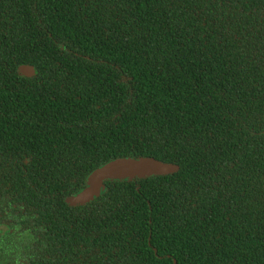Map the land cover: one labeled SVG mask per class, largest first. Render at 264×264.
<instances>
[{"label":"trees","instance_id":"16d2710c","mask_svg":"<svg viewBox=\"0 0 264 264\" xmlns=\"http://www.w3.org/2000/svg\"><path fill=\"white\" fill-rule=\"evenodd\" d=\"M2 205L0 264H264V0H0Z\"/></svg>","mask_w":264,"mask_h":264},{"label":"water","instance_id":"95a60500","mask_svg":"<svg viewBox=\"0 0 264 264\" xmlns=\"http://www.w3.org/2000/svg\"><path fill=\"white\" fill-rule=\"evenodd\" d=\"M17 73L24 78H34L36 69L31 65H19ZM176 167L151 157L118 158L110 160L91 170L84 179V186L76 193L64 199L68 206H80L90 203L105 192L107 181H124L132 178H145L153 175L172 173Z\"/></svg>","mask_w":264,"mask_h":264},{"label":"flooded vegetation","instance_id":"af4514ba","mask_svg":"<svg viewBox=\"0 0 264 264\" xmlns=\"http://www.w3.org/2000/svg\"><path fill=\"white\" fill-rule=\"evenodd\" d=\"M11 211V208H9V207H5V206H1L0 207V215L1 214H5V215H7V212H10ZM6 219V217L5 218H2V222L4 221ZM0 223V236H4L7 232H8V227H7V224H5V223Z\"/></svg>","mask_w":264,"mask_h":264}]
</instances>
